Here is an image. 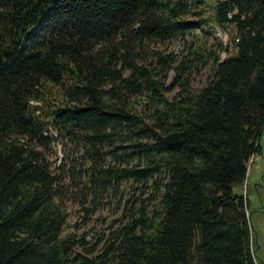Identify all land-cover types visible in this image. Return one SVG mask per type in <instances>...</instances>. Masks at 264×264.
<instances>
[{"label": "trees", "instance_id": "trees-1", "mask_svg": "<svg viewBox=\"0 0 264 264\" xmlns=\"http://www.w3.org/2000/svg\"><path fill=\"white\" fill-rule=\"evenodd\" d=\"M202 2L0 0V264H259L248 198L233 187L261 153L264 0L212 5V22L234 25V55L221 57L211 27L208 48L180 60L154 50L155 72L137 62L147 40L195 35ZM208 64L193 90L188 75ZM171 69L181 91L169 100L155 75ZM57 141L81 143L89 182L151 189V206L136 198L99 252L76 253L66 231L45 154Z\"/></svg>", "mask_w": 264, "mask_h": 264}, {"label": "rangeland", "instance_id": "rangeland-1", "mask_svg": "<svg viewBox=\"0 0 264 264\" xmlns=\"http://www.w3.org/2000/svg\"><path fill=\"white\" fill-rule=\"evenodd\" d=\"M218 0H203L199 7L194 9L193 15L189 20L204 22L202 28H196L195 35L187 34L181 39L157 40L150 39L140 49L138 64L158 69L156 59L152 56L154 50H161L164 54L172 53L178 60L188 52L190 45H203L207 48L216 39L212 33H207L209 28H213L215 36L227 46V50L221 53V57L234 55L236 50L232 44V37L235 36L233 24L225 27L212 22V5ZM214 65L208 64L202 68H193L188 75L191 88L197 90L212 78ZM164 87H171L170 91H164L163 96L169 100L178 97L181 87L178 83L175 85V71L173 69L167 72H160L155 75ZM182 78H185L182 77ZM179 82V81H178ZM134 95V94H133ZM132 95V96H133ZM148 93L135 94L136 101L134 106L136 110L142 113V117L149 120L148 111L144 107ZM261 153L253 156L249 163L244 184L234 186V193H241L244 198H248V212L250 221L254 229L255 247L259 264H264V186L261 185V179L264 178V126L260 135ZM107 150V149H105ZM116 152L121 149H115ZM83 148L81 143L72 145L66 141H57L50 149L45 150V154L51 162L50 169L56 176L57 200L67 212L66 231L75 234L80 240L75 245L76 253L86 254L94 248V252L100 251V247L109 237V234L120 225L129 220L131 207H137L136 198L144 199L151 196V189L141 192L138 183L132 181H120L109 185L107 183L89 182L91 174L88 160L82 157ZM102 158L104 166L111 162V155L104 151ZM113 166H119L115 161ZM150 184V183H149ZM141 199H137L141 201ZM149 200H145L148 204ZM134 204V205H133ZM150 207L151 204H148ZM138 217V214L136 215Z\"/></svg>", "mask_w": 264, "mask_h": 264}, {"label": "flooded vegetation", "instance_id": "flooded-vegetation-1", "mask_svg": "<svg viewBox=\"0 0 264 264\" xmlns=\"http://www.w3.org/2000/svg\"><path fill=\"white\" fill-rule=\"evenodd\" d=\"M261 181H262V182H261V185L264 186V178H262Z\"/></svg>", "mask_w": 264, "mask_h": 264}]
</instances>
